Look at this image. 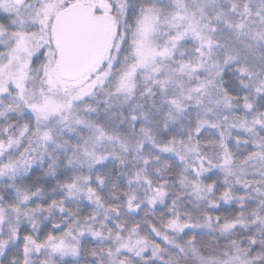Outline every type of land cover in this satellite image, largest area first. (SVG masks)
<instances>
[{"label":"snow or ice","instance_id":"obj_1","mask_svg":"<svg viewBox=\"0 0 264 264\" xmlns=\"http://www.w3.org/2000/svg\"><path fill=\"white\" fill-rule=\"evenodd\" d=\"M0 264H264V0H0Z\"/></svg>","mask_w":264,"mask_h":264}]
</instances>
